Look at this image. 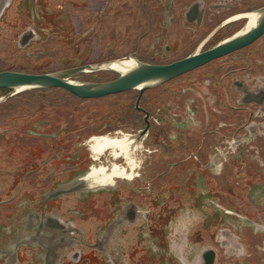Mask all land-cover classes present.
Here are the masks:
<instances>
[{"label":"flooded vegetation","instance_id":"af4514ba","mask_svg":"<svg viewBox=\"0 0 264 264\" xmlns=\"http://www.w3.org/2000/svg\"><path fill=\"white\" fill-rule=\"evenodd\" d=\"M130 1L128 11L114 0L108 19L100 13L99 59L86 62L79 36L60 27L50 33L55 18L40 0H0V57L13 52L10 61L2 58L0 74L54 75L134 61L166 66L248 30L264 9V0ZM108 31L118 37L105 51ZM43 39L57 46L54 63L36 69ZM119 76L98 69L66 80ZM122 95L130 96L113 104L116 116L105 112L108 122L97 132L73 122L81 109L72 111L70 102ZM202 110L212 140L189 146L186 136L200 129ZM133 114L136 123L124 122ZM153 136L159 143L147 144ZM244 188L259 200L264 194V33L142 92L86 99L63 88H0V264H256L248 235L217 233L231 219L225 203Z\"/></svg>","mask_w":264,"mask_h":264},{"label":"rangeland","instance_id":"374dc122","mask_svg":"<svg viewBox=\"0 0 264 264\" xmlns=\"http://www.w3.org/2000/svg\"><path fill=\"white\" fill-rule=\"evenodd\" d=\"M118 1H120L119 8L122 11H128L129 6L133 3L130 0ZM113 3L114 0H40V4L43 6V11L46 13V8L49 9L51 11L50 14L52 15V18H55L52 19L54 21V26L50 29V33L60 32V30H58V28L60 27V29L63 32H66L67 34H76L77 36H79V52L81 53L80 57L83 60H86V62H96L99 59L98 53L101 45L102 33L99 30L98 24L95 23V20L97 19L98 21V18L101 15L100 13H103L104 18L109 13V11L112 10ZM105 18H107V16ZM22 25L23 27L27 28L29 25V21L23 20ZM60 25L62 26V28ZM103 33L105 32L103 31ZM116 34V32L111 31H108L106 33L104 39L102 40L105 51L106 48H108L107 45L115 41V39L118 37L116 36ZM53 36L55 37L56 35ZM41 42L42 44L36 47V52L33 56L34 59L39 60L33 62L36 69H45L47 68V66L53 64L54 62L50 60V57L55 54V51L57 49V46L55 44L51 47L45 46V39L41 40ZM61 46L62 49H68L67 41ZM119 48H123V46L120 45ZM105 51H103L102 54L104 56H106L104 53ZM29 52L30 50L28 49L26 53H23V55L27 56ZM12 56L13 52L7 54L3 53L0 57V66L5 65L4 60L2 58L6 57V59L10 61ZM28 57L29 56H27V58ZM54 67H56V65H54ZM60 95L62 96L63 94L59 92L58 96ZM129 96L122 95L117 98H106L98 102H70V109L72 111L81 109V115L77 114L76 119L73 120V122H75L76 124H84L86 126V129H88L87 132H97L96 130H98V124L101 123L103 125L108 122L107 118H105V112H113V115L116 116L118 113L116 111V107H112L113 104H118L121 101H126ZM168 100L172 99L170 98ZM119 108H121V105L119 106ZM135 116L136 115L133 114V117ZM133 117L132 119L124 122L136 123V121L139 120V117ZM199 119L201 123L200 129L188 133L186 136L189 146L198 141L204 142V144H206L207 141H201L202 139L212 140V137H210L206 133L209 119L207 118L206 113L203 110L199 114ZM127 131L130 132L131 130L127 129ZM154 139V136L150 137L148 139L147 144H152L153 142L159 143L158 139ZM139 158V152L138 150H135L133 154V159H135V163L137 165H140L141 162ZM242 183H244V185L248 189L250 188V186H252V180H249L248 178H246L245 182L243 181ZM244 190L245 188L243 189V191ZM245 192L246 191L240 192L237 195L231 194V196L228 198V201L225 204H227V208H230L229 213L231 214V219L225 221L224 225L219 226V230L217 233L218 235L220 233L226 234L227 232L223 231L228 229L231 230L232 234H238L242 232L248 235L251 241L250 248L248 249V251L252 252L253 261H255L256 264H264V227L260 226L261 221L264 218V194L262 195L261 200H259L257 192H250L248 195ZM244 216L247 217L249 220H253L255 225H248V223H245L243 220ZM183 224L182 227L184 226ZM218 244L220 248H222L221 244ZM256 245L262 248L256 249ZM223 253L224 252H222V255Z\"/></svg>","mask_w":264,"mask_h":264},{"label":"water","instance_id":"95a60500","mask_svg":"<svg viewBox=\"0 0 264 264\" xmlns=\"http://www.w3.org/2000/svg\"><path fill=\"white\" fill-rule=\"evenodd\" d=\"M264 33V9L261 10L253 27L220 44L201 55L190 56L166 66H153L134 61V66L114 81L105 83H70L67 77L85 70H98L102 65L83 66L54 75L29 76L12 73L0 74V88H63L80 98H99L116 93L138 89L140 92L165 83L210 60L240 49L259 38ZM107 70V69H106ZM113 71V70H112ZM116 72V71H115ZM148 126L139 134L141 137ZM61 193V191L56 192Z\"/></svg>","mask_w":264,"mask_h":264},{"label":"bare ground","instance_id":"6f19581e","mask_svg":"<svg viewBox=\"0 0 264 264\" xmlns=\"http://www.w3.org/2000/svg\"><path fill=\"white\" fill-rule=\"evenodd\" d=\"M255 23H256V21L254 22V24ZM254 24L251 27H253ZM132 66H134V63L131 65H128L125 63H117V64H104L100 68L101 69H107V70H113V71H116L118 73H124V72L128 71L130 68H132Z\"/></svg>","mask_w":264,"mask_h":264}]
</instances>
